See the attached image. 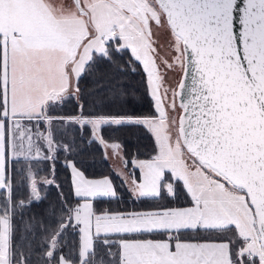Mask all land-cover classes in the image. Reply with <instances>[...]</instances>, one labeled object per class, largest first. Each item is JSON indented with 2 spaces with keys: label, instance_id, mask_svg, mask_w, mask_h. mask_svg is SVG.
Returning <instances> with one entry per match:
<instances>
[{
  "label": "snow or ice",
  "instance_id": "obj_1",
  "mask_svg": "<svg viewBox=\"0 0 264 264\" xmlns=\"http://www.w3.org/2000/svg\"><path fill=\"white\" fill-rule=\"evenodd\" d=\"M37 234L39 264H264V0H0V264Z\"/></svg>",
  "mask_w": 264,
  "mask_h": 264
},
{
  "label": "trees",
  "instance_id": "obj_2",
  "mask_svg": "<svg viewBox=\"0 0 264 264\" xmlns=\"http://www.w3.org/2000/svg\"><path fill=\"white\" fill-rule=\"evenodd\" d=\"M127 81L128 84L131 87H134L138 90L139 94L141 97H143V93H144V85H143V81L141 79L140 75H130L129 77H127ZM87 83V82H85ZM148 100L144 99L142 104H139L136 106L138 111H148ZM74 106L73 105H69L68 108L66 110H72ZM139 146L141 149V155L140 158H147L146 155H144V153H146L147 151H149L151 149L152 146V141L149 137H147L144 134H140L137 133L135 136H131L129 138L128 141V149L129 152L131 153L133 151V149L136 146ZM89 151L91 153L94 154V159L89 158L88 159V163H87V167H88V174L90 175V177L93 178H99L102 175L105 174H109L110 171L112 170V168H116L117 170H119L120 167V163L119 161H116L114 159H103L102 155H101V148L98 145H92L91 148L89 149ZM41 167H44L43 165H41ZM59 167V166H58ZM131 169V165H129V170ZM60 174H61V179H64L67 176V173L64 169L60 168ZM138 175V172H137ZM119 182V181H117ZM26 191V187L21 186L19 191H18V195L20 197H23L24 193ZM50 191V195H51V199L54 200L55 199V189H51ZM33 211L35 212H39L40 208H34ZM20 234L18 233L17 235V239H19ZM39 235H35L32 237H29L28 239V243L31 244V247L33 249L34 255H33V261L34 264H39V257H40V244H39Z\"/></svg>",
  "mask_w": 264,
  "mask_h": 264
},
{
  "label": "rangeland",
  "instance_id": "obj_3",
  "mask_svg": "<svg viewBox=\"0 0 264 264\" xmlns=\"http://www.w3.org/2000/svg\"><path fill=\"white\" fill-rule=\"evenodd\" d=\"M166 39V35H162L161 36V40L163 41V40H165Z\"/></svg>",
  "mask_w": 264,
  "mask_h": 264
}]
</instances>
